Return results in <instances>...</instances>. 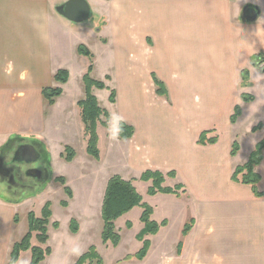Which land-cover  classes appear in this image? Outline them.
<instances>
[{
  "label": "crops",
  "instance_id": "obj_1",
  "mask_svg": "<svg viewBox=\"0 0 264 264\" xmlns=\"http://www.w3.org/2000/svg\"><path fill=\"white\" fill-rule=\"evenodd\" d=\"M65 1L0 0V148L17 136L21 139L19 143L36 144L44 156L42 165H35L44 174L39 185L21 191L6 189V195L0 192V264H8L9 253L16 243L13 238L16 208L44 192L50 180L54 182L57 177L66 180L72 197L68 199L61 187L68 204L60 206L68 212L76 199L70 182L81 185L88 180L93 187L85 189L83 195L95 199L94 193H98L95 186L101 189L102 184L106 189L108 180L117 175L131 181L137 192L140 188L147 195L151 183L139 180L146 171L173 172L175 177L167 178L164 186H183L178 196L147 195L158 200V204L155 200L150 206L152 216L156 213L155 206L160 207L159 223L166 221L156 236L162 231L167 233L170 226L179 228L182 235L184 226L193 220L190 232L182 236V253H176L177 258L185 259L192 251L203 255L205 252L208 261L204 263L202 258L195 257L197 263L191 260L180 261L181 264H211L214 251H227L231 263L239 258L232 255L233 251L264 250V197H255L249 186L231 180L234 169L245 164L264 139V128L254 131L264 124V72L250 64L252 56L260 53L264 56V0L112 3L118 18L109 21L111 34L100 36L99 45L102 58L107 50L113 62L103 69L102 80H97L106 89H92L110 120L107 128L97 126L99 158L96 160L86 152V161L80 163L75 162L77 153L71 145L60 143L62 148L56 145L58 133L76 137L78 146L81 137L86 143L77 102L84 97L82 77L89 65L86 67L84 60L80 63L73 56L80 42H72L73 36L63 34L66 31L71 35L66 27L72 22L62 21L55 8ZM86 1L91 10L93 4L102 8L106 2ZM246 4L258 7L260 14L255 22L240 20ZM105 19L95 30L98 35L108 26ZM65 52L69 53L66 58ZM90 53L93 60L95 55ZM78 56L90 61L91 77L96 80L92 60ZM62 69L67 70L69 77L60 85L53 76ZM243 70L248 73L245 86L240 77ZM72 71L78 72L81 79L75 92L71 89ZM154 78L162 82L166 96L156 94ZM54 85L62 93L48 106L41 90ZM111 90L115 92L114 103L109 101ZM243 95L252 97V101L244 102ZM236 106L241 114L232 124L230 117ZM119 122L133 128L130 139L118 138ZM206 131L208 137H217L214 144L198 143L200 134ZM233 143L238 146L235 156H231ZM66 146L75 153L71 162L61 157ZM66 169L71 179L63 174ZM255 171L260 176L258 190L264 192V149ZM105 189L101 191V206ZM89 210L90 206L85 209L87 217ZM76 222L77 233L69 231L74 237L80 235L83 227L80 221ZM128 223L131 224L127 222L126 227ZM59 228V223L58 229L52 227L54 231ZM49 240L50 236L46 245ZM151 245L150 241V249ZM52 255L51 248L50 255L39 264H52Z\"/></svg>",
  "mask_w": 264,
  "mask_h": 264
},
{
  "label": "rangeland",
  "instance_id": "obj_2",
  "mask_svg": "<svg viewBox=\"0 0 264 264\" xmlns=\"http://www.w3.org/2000/svg\"><path fill=\"white\" fill-rule=\"evenodd\" d=\"M67 1V0H66ZM118 0H106L105 4L100 8V5L93 4L92 5V12L90 20L84 22L83 24L80 23H72L69 27L67 25L68 31L71 32V35L65 31L63 34L65 36H73L72 42H80L79 45H84L87 49H89L94 55L95 58L92 60L93 64L96 67L95 72L92 74L96 80H102V71L107 66L111 65L113 62V56L107 50L104 52V57L102 58V48L99 45V38L101 37H109L111 34V29L109 21L112 18L117 20L118 15H114L113 8L111 4ZM64 3V2H63ZM60 3V4H63ZM57 4V5H60ZM101 4V3H100ZM56 5V6H57ZM105 17L106 21H108V26L104 28V30L98 35L95 30L98 28L99 25H102L103 17ZM59 17V16H58ZM62 21L66 22L65 18L59 17ZM104 20V21H105ZM79 24V25H78ZM68 39V38H67ZM71 43V39L69 41ZM69 52V50H67ZM68 52H65V56H68ZM74 58H78L80 63L82 60L85 62V66L87 67L90 64V61L84 57L78 56L75 52L73 53ZM112 66V65H111ZM80 67V66H79ZM73 72V80L71 89L75 92V86H79V82L81 79L79 78L78 72ZM52 87H56L55 85ZM83 92V86L81 87ZM73 92V93H74ZM109 95V94H108ZM83 98V97H82ZM81 98V99H82ZM100 102L103 105L104 99L102 96L99 97ZM33 112V111H32ZM71 130V129H70ZM58 131V129H57ZM243 133V132H241ZM60 143H66L65 145H71L76 153L77 158L75 160L76 163H80L81 161H86V143L83 141L81 137L80 146H78V142L76 143V137H64L57 134V143L56 145L60 148ZM64 152V151H63ZM3 156V154H2ZM6 157V156H5ZM89 159L90 158L88 156ZM63 161H60L61 164ZM53 172L56 171V168L52 169ZM63 174H67L68 177L71 179L72 176L69 174V171L63 170ZM62 176V175H60ZM25 180V179H23ZM167 178L165 179L166 182ZM27 181V180H26ZM75 181H79L75 178ZM27 183V182H26ZM71 188L76 191V199L75 203L70 209V211L64 210L60 203L63 201H67L65 199V195L62 192V188L57 183H54L52 180L49 181L47 185V189L44 190L40 195L31 198V201L25 204H21L19 207L16 208V224L14 225L13 229V238L16 242H19L24 235L28 231V213L32 212L35 217L41 216V208L42 206L49 201L51 203V211H52V219L50 221V226H48V234L50 236L49 243L45 247H49L53 249L52 255V264H73L77 261V259L86 253L90 247H95L97 253L100 255L101 259L103 260V264H181L180 261H191L197 263L198 260L195 257L202 258V261L206 263L208 261L202 252H190L188 256L184 259V257L177 258V243L183 242V238L181 235V231L179 228L176 229L174 226H170L169 230L165 233L162 231L157 236H150L146 239L151 241V249L148 252L147 256L139 261L134 258V255L139 251L141 248V243L136 239V235L142 229L143 224L140 222V215L142 213V208L138 207L131 211L130 213L124 215L120 219H118L115 223L116 230L120 234L121 242L117 248H113L110 244L104 245L101 241V230H102V220H101V191L105 189V185L101 184L100 186H95L96 191L98 193H94L97 198L92 199L91 196L87 194L83 195L85 189H92L93 186L88 184V180L86 182H82L81 185L75 184L70 182ZM6 183L0 182V192L6 195ZM35 187V185H34ZM81 187V192H78V188ZM32 190V189H31ZM30 190V191H31ZM0 193V194H1ZM138 193L143 199V203L151 206L152 202L158 204L157 199H150L147 197L146 193L139 188ZM33 196V195H31ZM30 196V197H31ZM26 199V198H25ZM23 199V200H25ZM22 200V201H23ZM63 200V201H62ZM90 206L89 216H86L85 209ZM155 216H152V220L159 223L162 210L159 207L158 209L155 206ZM167 212V208L165 209ZM164 212V213H165ZM73 218L78 220L82 224V230L78 237L71 236L69 233V220ZM54 222H58L60 224V228L58 231H54L52 229L51 224ZM131 223V228L126 227V223ZM188 223V222H187ZM33 244L38 246L36 240H32ZM42 247V248H45ZM79 249V254L73 252V249ZM182 253V252H181ZM209 253V252H207ZM201 255V256H200ZM212 262L211 264H264V250L254 249L253 251H244L238 250L233 251L232 255L237 256L239 258L237 260H233V262L228 261V252L221 251V252H213ZM164 257V258H163ZM130 258V259H129ZM31 259L30 251H26V253H22L20 256V264H29ZM129 259V260H128ZM194 259V260H193ZM227 261V262H226Z\"/></svg>",
  "mask_w": 264,
  "mask_h": 264
},
{
  "label": "trees",
  "instance_id": "obj_3",
  "mask_svg": "<svg viewBox=\"0 0 264 264\" xmlns=\"http://www.w3.org/2000/svg\"><path fill=\"white\" fill-rule=\"evenodd\" d=\"M77 53L83 55L90 60H92V54L90 51L83 45L77 47ZM264 62L263 54H256L250 58V64L255 66L258 71L264 72V67L262 63ZM92 64L90 63L86 73L82 77L84 97L77 102L78 114L83 126V134L86 140V152L87 154L94 158H99V151L97 147L98 136H97V126L101 125L105 128L108 127L110 120L109 113L99 106V103L96 97L92 93V89L103 90L106 89V85L101 82L94 80L91 77ZM67 70H58L54 76L53 80L58 84H65L68 80ZM241 83L242 85L248 84V73L246 70L241 72ZM154 84L156 86V94L159 96H166L167 91L158 79L154 78ZM62 93L60 87H46L41 90V95L43 100L47 103L48 106L54 104L56 98H58ZM250 96H242L244 102L252 101ZM109 101L111 103L115 102V92L110 91ZM241 114V109L239 106H236L233 110V113L230 117V122L234 124L237 118ZM264 128V124L258 125L254 128V131H258ZM133 128L124 122L118 123V138L121 140H127L132 137ZM209 131L203 132L198 138V143L201 145L214 144L217 141V137H208ZM21 139L17 136L11 137L7 143L0 148V153L3 154V157L11 153L15 145L18 144ZM264 149V139L261 140L254 148L252 153L249 156L248 161L238 166L234 169L232 174V182L247 185L251 188L252 194L261 198L264 197V192L258 190V184L260 182V176L256 173L255 168L259 165L262 160V152ZM238 151L237 144L233 143L231 156H235ZM47 156V155H46ZM45 156V159H46ZM75 156L74 151L70 147H65L62 158L66 162H71ZM2 157V158H3ZM44 158V156H43ZM47 176L49 177V170L47 171ZM175 174L169 172L167 174L161 172L146 171L144 172L139 180L143 182H150L151 186L147 189V195L153 196L156 194H166V195H175L178 196L180 189L183 186L176 185L174 188L164 186L166 178H174ZM54 182L63 187V191L71 199L72 193L69 187L66 185V180L63 177L54 178ZM40 188V187H39ZM38 188V189H39ZM40 190V189H39ZM67 201L61 202L62 207H67ZM135 207H141L142 213L140 215V222L143 224L142 229L136 235V239L141 243V248L134 255V258L141 261L143 260L149 249L150 241L146 238L150 236H155L161 227L166 225V221L157 223L152 220L151 216L153 210L150 206L143 203L142 197L136 191L131 181H124L119 176L115 175L111 177L105 189L102 206H101V220H102V230H101V241L104 245L110 244L113 248L117 247L121 241L120 234L116 230V221L128 213ZM52 218V213L50 210V203H46L42 210L41 216L35 217L32 212L28 213V231L24 237L16 242L9 253L8 264H15L19 260V256L22 252L30 251L31 259L29 264H39L42 262L48 255H50L51 249L49 247L42 248L43 245H46L49 235H48V226ZM16 222V219H15ZM193 220H190L182 230V236H186L192 227ZM53 229H58V223L54 222L51 224ZM131 224H127V228H130ZM69 231L71 234H75L78 231V224L76 220L71 219L69 223ZM35 239L38 243L37 245H32V239ZM182 243L179 242L177 245V253L181 254ZM74 264H103V260L100 255L97 253L95 247H90L89 250L81 255Z\"/></svg>",
  "mask_w": 264,
  "mask_h": 264
},
{
  "label": "water",
  "instance_id": "obj_4",
  "mask_svg": "<svg viewBox=\"0 0 264 264\" xmlns=\"http://www.w3.org/2000/svg\"><path fill=\"white\" fill-rule=\"evenodd\" d=\"M56 12L72 23H83L91 18V8L86 0H67L63 4L56 6ZM258 7L246 4L241 9L240 20L244 23L255 22L259 17ZM41 154L38 149L29 141L17 144L12 150L9 164L32 165L40 160ZM25 177L40 180L42 172L37 168H27Z\"/></svg>",
  "mask_w": 264,
  "mask_h": 264
},
{
  "label": "flooded vegetation",
  "instance_id": "obj_5",
  "mask_svg": "<svg viewBox=\"0 0 264 264\" xmlns=\"http://www.w3.org/2000/svg\"><path fill=\"white\" fill-rule=\"evenodd\" d=\"M36 149L39 150V148L37 147L36 144H33ZM40 151V150H39ZM41 154V152H40ZM2 154H0V182L6 183L5 188L6 189H13L15 191H21V190H25V188H32L34 185H39V183H41L44 179V174L42 173V176L40 178V180H35V179H31V178H27L24 175L25 170H27V168L33 167L36 168L37 163L41 164V160H43V156L41 154L40 160L32 165H11L9 164V160H6V164L7 166H5V162H4V158ZM25 179V180H23ZM27 180V181H26ZM28 181L31 182L28 184ZM27 182V183H26Z\"/></svg>",
  "mask_w": 264,
  "mask_h": 264
},
{
  "label": "bare ground",
  "instance_id": "obj_6",
  "mask_svg": "<svg viewBox=\"0 0 264 264\" xmlns=\"http://www.w3.org/2000/svg\"><path fill=\"white\" fill-rule=\"evenodd\" d=\"M55 11H56V10H55ZM57 14H58V13H57ZM58 15H59V14H58ZM16 145H17V144H16ZM16 145H15V146H16ZM0 154H1V153H0ZM11 155H12V151H11V153H9L8 155H6V157L4 158V159H5V160H4V162H5V166H7V164H6V160H9V161L11 160ZM39 162H40V161H39ZM39 162H38V163H39ZM38 163H37V164H38ZM14 165H17V164H14Z\"/></svg>",
  "mask_w": 264,
  "mask_h": 264
},
{
  "label": "clouds",
  "instance_id": "obj_7",
  "mask_svg": "<svg viewBox=\"0 0 264 264\" xmlns=\"http://www.w3.org/2000/svg\"><path fill=\"white\" fill-rule=\"evenodd\" d=\"M114 117H115V116H114ZM73 252H75L76 254H79V249L74 248V249H73Z\"/></svg>",
  "mask_w": 264,
  "mask_h": 264
}]
</instances>
